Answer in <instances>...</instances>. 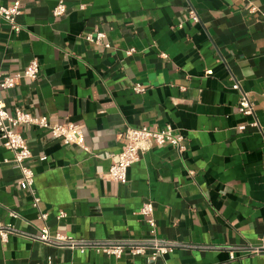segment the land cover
Instances as JSON below:
<instances>
[{"label": "crops", "instance_id": "obj_1", "mask_svg": "<svg viewBox=\"0 0 264 264\" xmlns=\"http://www.w3.org/2000/svg\"><path fill=\"white\" fill-rule=\"evenodd\" d=\"M56 4L22 0L19 32L0 19V74L22 73L34 58L41 69L0 97L11 113L82 125L88 150L46 128H15L32 153L36 208L0 136V222L15 229L0 237V264H264V251H252L264 246V0H66L60 18ZM96 30L110 47L87 39ZM236 81L262 130H239L253 117L238 112ZM137 84L146 91L135 93ZM167 125L184 137V152L154 146L126 183L108 177L126 127ZM146 202L155 233L140 213ZM44 225L53 236L156 237L178 246L156 263L130 253L116 259L93 247L46 244L37 238Z\"/></svg>", "mask_w": 264, "mask_h": 264}, {"label": "built area", "instance_id": "obj_2", "mask_svg": "<svg viewBox=\"0 0 264 264\" xmlns=\"http://www.w3.org/2000/svg\"><path fill=\"white\" fill-rule=\"evenodd\" d=\"M22 0H13L10 5H0V19L7 22L11 28L19 32L22 26L18 23V17L22 14L21 10ZM255 10L256 8H252ZM67 11L66 0H57V4L53 9V15L56 18L64 16ZM189 18L194 22H200V17L195 9L189 10ZM264 17V12H263ZM182 27V25H180ZM107 35L105 31L96 30L94 33H89L87 39L98 45H104L106 48L110 47L109 43H104ZM134 49L128 51V54H132ZM40 63L37 58H34L27 68L15 76H3L0 74V93L3 90L14 88L21 78H29L31 80H37L40 76ZM211 74L212 71H208ZM232 88L239 92V106L238 112L244 116H252L253 121L248 124H242L239 126L240 131H244L248 126L257 127L261 130V126L255 112V104L248 92H246L241 86L240 82L233 83ZM146 91V88L137 84L134 88V92L142 94ZM264 96V94H263ZM22 125H36L41 128H46L50 131L54 138L61 139L65 144L74 143L79 145L85 150H88L86 145V136L82 125H77L73 122H67L64 124H51L47 117H36L30 113H27L21 109H16L14 113H11L6 103L0 97V136L3 144L7 150L12 152V162L19 169L21 178L19 185L21 189L30 192L33 197V206L39 208L41 198L35 190V172L33 168L28 165L29 160L32 157V153L29 147L27 139L18 131L16 127ZM122 149L118 153V158L114 161L110 167L109 178L116 182L126 183L129 176V168L138 162L141 155L144 152L151 150L154 146H162L166 144L173 145L178 149L180 153L184 152L186 145L184 144V137L175 133V128L172 125H167L165 128L154 130L147 126L142 127H126L125 131L121 134ZM45 159V158H42ZM6 159V162H9ZM140 213L146 217L148 225L152 228V232L155 233L156 222L154 218V205L152 202H146ZM12 217H19L16 212L10 213ZM62 212L60 217L64 216ZM39 218L46 221L48 214L44 212L39 213ZM15 231L14 227L10 224H3L0 222V237L2 240L7 241L10 234ZM37 238L46 244L60 245L69 248H79L81 252L89 247L95 248L98 252H102L109 257L116 259L121 258L125 253H130L134 256L148 255L149 260L153 263L164 258V256L178 246L171 241L159 239L156 237L144 240H119V241H91L75 239L73 237L51 235L47 225H44L41 229V234ZM252 251L256 254L264 251V246L253 248ZM231 260L236 258L235 252H230ZM48 264H54L49 259Z\"/></svg>", "mask_w": 264, "mask_h": 264}]
</instances>
